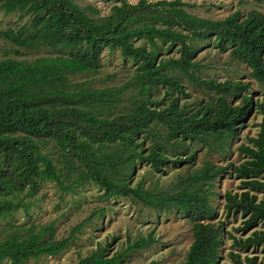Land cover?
Segmentation results:
<instances>
[{"label":"trees","instance_id":"trees-1","mask_svg":"<svg viewBox=\"0 0 264 264\" xmlns=\"http://www.w3.org/2000/svg\"><path fill=\"white\" fill-rule=\"evenodd\" d=\"M190 6L183 0H111L101 15L79 0H0V12L27 17L0 28V39L12 45L0 48V219L27 212L26 199L45 182L67 193L92 183L104 199L183 214L192 241L182 264H219L226 239L231 264H264V97L259 102L250 94L252 81L264 85V13L237 8L212 19L187 11ZM208 46L247 66L251 80L201 76L206 64L199 52ZM42 49L48 55L23 58ZM104 50L133 65L129 79L82 86L76 78L98 74ZM122 101V109L111 111ZM253 109L261 114L259 129L235 146ZM233 148L241 161L197 166L198 150L225 158ZM166 165L177 169V180L170 190H152L146 172H165ZM141 167L145 173L135 181ZM223 175L237 179L239 190H215ZM215 195L226 219L241 217L239 234L215 220ZM105 211L98 208L87 220ZM85 222L61 238L51 222L24 233L20 223L15 233L0 235V264L58 256ZM116 239L98 243L74 264H123L131 252L157 241L149 231L114 249Z\"/></svg>","mask_w":264,"mask_h":264},{"label":"rangeland","instance_id":"rangeland-1","mask_svg":"<svg viewBox=\"0 0 264 264\" xmlns=\"http://www.w3.org/2000/svg\"><path fill=\"white\" fill-rule=\"evenodd\" d=\"M135 3L137 0H128ZM155 1V0H152ZM190 4L187 11L201 17L212 19H222L233 10L240 8L245 14L251 9H259L264 13V5H257L251 0H183ZM81 6L92 5L100 10V14L109 12L111 0H79ZM27 17H21L19 13L4 14L0 12V28L14 27L25 23ZM10 49L8 43L0 39V48ZM50 54H56L52 52ZM40 55H48L45 49L23 56L32 58ZM21 58V57H19ZM201 62L206 64V68L198 72L204 77H213L219 80L243 79L251 80L249 68L244 64L231 60L228 52L220 54L214 47L208 46L199 52ZM129 62H124L117 51L104 50L101 58L100 72L96 75L83 74L76 78L82 86L103 88L106 86L120 85L128 80L131 75ZM194 89V88H193ZM190 88V90H193ZM250 94L254 100L262 102L264 97V85L252 81ZM201 96V95H200ZM198 96V97H200ZM123 102V101H122ZM125 102L115 105L111 111H118L123 108ZM261 120V114L254 110L249 114L244 126L240 129L239 139L235 141V146L240 142H247L246 137L255 136ZM210 160L216 163H225L228 160L239 162L242 155L233 148L225 158L217 154H210L206 149L197 151V166L203 161ZM146 167L137 168L135 181H137ZM165 172H146L147 183L154 191L170 190L177 180V169L171 165L164 167ZM179 172H182L179 170ZM239 181L228 175H223L219 179L215 190L219 193L225 190L238 191ZM102 190L94 184L82 186L77 192H61L51 182H45L40 191L30 201V207L26 211L23 209L15 212L11 217L0 219V235L5 233H15L18 228L24 233L30 225H42L53 223L54 236L61 238L66 236L70 229L77 223L86 220L85 226L77 234L75 243L66 251L55 257H44L39 260H31L27 264H74L79 256H85L94 249L98 243H105L112 237L117 236L113 248L119 249L125 246V241L129 237L131 240L139 234H147L153 231L157 239L151 246L131 252L123 264H148L155 261V264H182L188 247L192 241L191 224L183 214L175 210L156 212L151 208L141 204H132L124 198L104 199L100 195ZM212 204L217 209L216 218L224 219L225 227L233 234H239L236 230L241 225V217L225 218V211L221 206L219 195L212 197ZM104 207L105 215L87 220L90 214ZM14 225V228L12 227ZM21 232V233H22ZM230 240L224 242V249L220 252L219 264H231L227 255L230 249Z\"/></svg>","mask_w":264,"mask_h":264}]
</instances>
